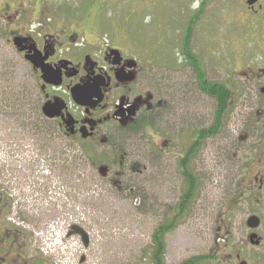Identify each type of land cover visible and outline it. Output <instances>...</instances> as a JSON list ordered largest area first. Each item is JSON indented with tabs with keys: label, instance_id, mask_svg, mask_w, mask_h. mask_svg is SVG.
<instances>
[{
	"label": "rangeland",
	"instance_id": "374dc122",
	"mask_svg": "<svg viewBox=\"0 0 264 264\" xmlns=\"http://www.w3.org/2000/svg\"><path fill=\"white\" fill-rule=\"evenodd\" d=\"M40 1L0 0L4 27L0 36V192L12 204L10 217L15 226L29 232L31 249L44 251L45 264H149L153 231L179 202L184 177L174 165L155 166L153 143L160 137L150 125L132 138L110 130L109 145L87 141L73 146L57 132L40 133V125L29 120L23 95L26 82L32 84L34 77L24 58L4 42L5 27L11 20L16 27L23 7L32 11ZM90 1L94 3L88 1L91 5L86 10L97 20L113 6L117 10V5L132 15L125 23L127 33L119 32V36L127 42L137 36L155 48L160 101H169L171 90L181 92L182 85H176L182 82L196 90V72L183 59L186 39L207 77L227 84L232 92L219 137L223 148H206L207 164L196 161V167L191 166L207 177L200 179L187 215L166 235V264L191 258L197 260L194 264H218L208 256L219 253V236L231 227L230 244L237 241L248 216L246 201L229 210V205L225 207L229 198H223L224 208H219L221 196L236 188L238 177L231 175L242 173L248 143L250 174L264 166V110L257 115L256 98L247 90V70L256 54L250 20L232 0H107L104 6ZM54 5L47 3L45 8ZM62 5L60 9L66 11ZM117 12L125 14L121 9ZM150 53L143 56L151 59ZM191 93V105L211 118V100L200 92ZM231 139L237 147L224 145ZM174 141L181 142L179 136ZM55 151H63V158ZM87 158L95 164H82ZM127 183L131 186L126 187ZM256 203L253 206L264 222V209ZM74 224L88 232V247L79 235H68Z\"/></svg>",
	"mask_w": 264,
	"mask_h": 264
},
{
	"label": "flooded vegetation",
	"instance_id": "af4514ba",
	"mask_svg": "<svg viewBox=\"0 0 264 264\" xmlns=\"http://www.w3.org/2000/svg\"><path fill=\"white\" fill-rule=\"evenodd\" d=\"M88 1L94 3L90 0H42L39 8L32 9L37 14L24 6L16 27H12L13 20L6 24L4 42L24 58L34 77L32 84L26 82L28 86L24 87L23 95V107L24 111L27 109L29 120L40 125V133H45L49 124L52 126L49 132L64 135L73 146H82L87 141L109 145L112 141L110 130L124 133L138 128L141 132L150 125L160 137L153 143L155 166L174 165L182 175L180 166L190 169L196 167V161L207 164L206 148H223L219 138L223 136V120L213 95L203 92L196 78L197 91L182 82L176 85H182L181 92L171 90L169 101H160L156 97L160 80L155 48L143 44L146 42L140 37L129 38L130 42H127L119 36V32L127 33L125 23L132 15L117 5V10H124V15H119L113 6L107 15L97 20L86 10L91 5ZM106 1L96 2L104 6ZM232 1L246 13L253 32L251 39L256 57L253 56L247 70V90L252 98H256V112L260 115L264 110V0ZM47 3L56 4V7L48 10L45 8ZM61 4L66 11L60 9ZM201 6L200 3L198 11ZM3 28L0 25V36ZM149 51L151 59L143 56ZM33 57L41 65L33 63ZM183 59L189 62L185 55ZM43 67L51 72L48 78L55 82L59 80V84L43 77ZM74 88L86 89L85 105L75 102ZM191 92H200L211 100L214 107L211 118L207 119L203 110L200 112L201 108L197 110L191 105ZM47 103L52 105L49 112L57 114L54 117L47 116L44 110ZM183 135H187L186 138H182ZM178 136L180 143L174 141ZM224 145L237 147L233 139ZM250 149L248 143V161L241 166L240 176L231 175L238 177L235 190L221 196L219 206L220 210L224 208L223 198H229L225 205H229V210H236L234 204L246 201L248 216L243 228L238 230L240 237L237 241L230 244L233 237L231 227L219 236L222 242L219 253L208 256L216 259L218 264H264V222L258 208L253 206L257 201L256 204L264 209V166L257 167L255 173L250 174ZM86 162L95 164L93 158H87L82 164ZM198 175L200 179L207 177V174ZM250 186H256L258 190H251L253 187ZM11 207L12 204L5 201L0 192V264H45L44 251L40 253L34 247L31 249L29 232L14 225L16 221L10 217ZM255 215L259 223L251 227L249 218Z\"/></svg>",
	"mask_w": 264,
	"mask_h": 264
},
{
	"label": "trees",
	"instance_id": "16d2710c",
	"mask_svg": "<svg viewBox=\"0 0 264 264\" xmlns=\"http://www.w3.org/2000/svg\"><path fill=\"white\" fill-rule=\"evenodd\" d=\"M189 38V37H188ZM185 52L186 57L189 60L190 65L193 66L194 71L196 72V78L198 80L199 88L209 94L213 95L214 99L218 103V107H220L221 118L224 120L226 113L228 111L229 102L232 98V92L227 84L219 82V81H212L207 77L205 70L202 68L201 62L196 55H193L189 50V40L186 39L185 42ZM188 52V53H187ZM20 100H16L19 102ZM222 126L224 127L225 124L223 123ZM145 125H142L144 128ZM52 129V126L48 124L47 126V133ZM138 128H134L131 132H124L123 134L128 135V138H132L137 134ZM59 157L63 158L64 152L62 151H55ZM87 155V151H85ZM182 170V176L184 177V190L182 193L179 202L174 205L173 207L169 208L168 213L164 216V218L156 225L152 238H151V250L149 253V264H166L165 263V250H166V235L175 229L182 221V219L187 215V211L190 209L193 200H195L198 189H199V182L200 178L198 173L194 171L193 168L180 166ZM131 186V184H126V187ZM135 193V192H134ZM198 259V258H196ZM197 260L190 259L182 264H194Z\"/></svg>",
	"mask_w": 264,
	"mask_h": 264
},
{
	"label": "water",
	"instance_id": "95a60500",
	"mask_svg": "<svg viewBox=\"0 0 264 264\" xmlns=\"http://www.w3.org/2000/svg\"><path fill=\"white\" fill-rule=\"evenodd\" d=\"M33 63H35L36 65H41V63L39 64V62H37L35 60V57L32 58ZM41 67V66H40ZM42 72L44 73L43 74V77L48 81V82H54L56 84H59V80H57L56 82L55 81H52L51 79L48 78V75L50 74L51 76V72L47 69V68H44L42 69ZM84 91H86V89H77V88H74L72 89V95H73V98L75 100V102L79 105H85V102H86V96L84 94ZM52 105H50L49 103H47L44 107V110L47 114L48 117H54V115H57V114H53V113H50L49 110H50V107ZM53 106H56V104H54ZM60 108H62V106H60ZM104 171V170H103ZM249 223H250V226L251 227H256L259 223V219L258 217L256 216H251L249 218ZM79 235L84 243V245L86 247L89 246L90 244V236L88 234V232L80 225L78 224H75L72 226V230L70 231L69 235Z\"/></svg>",
	"mask_w": 264,
	"mask_h": 264
}]
</instances>
